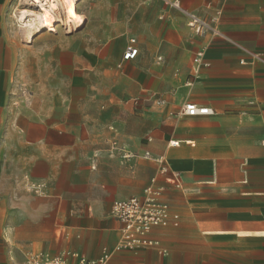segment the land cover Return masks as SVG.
I'll list each match as a JSON object with an SVG mask.
<instances>
[{
    "label": "crops",
    "instance_id": "0c3cea01",
    "mask_svg": "<svg viewBox=\"0 0 264 264\" xmlns=\"http://www.w3.org/2000/svg\"><path fill=\"white\" fill-rule=\"evenodd\" d=\"M178 1L181 11L154 0H95L105 21L86 48L66 53L91 69L74 83L81 123L66 125L53 113L65 103L66 79L51 86L47 70L33 88L35 107L13 106L16 0H0V264L36 253L97 260L105 252L108 264H264V0ZM183 12L216 19L241 48L194 34ZM130 40L137 56L125 61ZM199 50L208 66L187 85ZM98 52L119 63L108 82L87 84L82 76L99 67ZM188 103L212 114L187 116ZM162 160L180 187L167 184ZM153 181L178 224L154 228V247L115 251L122 226L112 203L140 196Z\"/></svg>",
    "mask_w": 264,
    "mask_h": 264
},
{
    "label": "rangeland",
    "instance_id": "374dc122",
    "mask_svg": "<svg viewBox=\"0 0 264 264\" xmlns=\"http://www.w3.org/2000/svg\"><path fill=\"white\" fill-rule=\"evenodd\" d=\"M154 1L160 3L158 0ZM31 3V0H16L14 6L10 9L12 28L14 29L17 47L21 51L18 52V74H15L12 79V85L16 91L14 94L18 98L17 103L13 106L18 109L35 107L34 104H31L34 92L33 88L39 85L43 70H47L48 72L45 75L49 76L48 80L51 86H56L60 80L66 79L65 103L57 106L58 109L53 111L54 118L65 119L66 125H79L81 122L75 112L79 99H75L74 96H77V92H80V89L74 87V83L78 80L79 74L83 75V73H86L85 71L89 73L91 69L88 64H84L87 66L86 70H80L78 67H81V65H73L66 53L72 52L77 47L86 48L89 45L88 36L99 28L100 25L98 23L105 21V17H101L102 14L97 15L94 12L95 0H77L75 9L86 20L85 25L81 29L75 30L74 24L69 25L61 9L60 20L54 24L55 31L41 29L37 33L28 34L29 32L26 31V28L22 24L23 20L20 21L16 16L23 10L35 13L36 9L33 6L31 7ZM27 18L26 21L31 19L30 16ZM114 44L115 41L110 42L109 49H112ZM96 45V47H101L102 42H97ZM64 49L67 52H63ZM98 61L99 67L89 77L82 76L83 82L85 81L87 84L91 81L108 82L110 74L108 71L112 70L119 63L118 58L113 57V52H98ZM101 65L105 69H101ZM75 66L76 68H74ZM84 93L85 88L82 86L81 95L84 96ZM45 107L50 106H36L38 111H41ZM104 108V104L98 107L99 110H104ZM86 112L89 113L90 109H86Z\"/></svg>",
    "mask_w": 264,
    "mask_h": 264
},
{
    "label": "built area",
    "instance_id": "2783aa9c",
    "mask_svg": "<svg viewBox=\"0 0 264 264\" xmlns=\"http://www.w3.org/2000/svg\"><path fill=\"white\" fill-rule=\"evenodd\" d=\"M165 7L181 11L178 0H158ZM187 18V27L196 35H210L213 38L221 40L225 43L241 48L237 43L233 42L225 36L217 26L216 19H203L190 12H183ZM135 41L130 40L125 47L123 60H134L137 56V49L134 47ZM246 53V52H245ZM205 53L201 50L195 52L192 63V74L187 80V85H190L198 76L200 69L207 67L208 64L204 61ZM248 57L252 61L261 60V58L248 52ZM241 63H244L243 60ZM139 99L132 100L134 105L138 104ZM183 113L187 116H205L212 114V110L208 107L197 106L193 103H188L183 108ZM109 145L116 148V141L108 142ZM172 145L177 146L174 143ZM148 152L144 153V157L148 158ZM123 159H129L132 154L123 152ZM162 160L160 173L165 176L167 184L174 187H180V176L177 172H171ZM165 188L163 186L152 185L147 186L142 194L138 197H131L126 200L114 201L111 205L110 215L121 224V243L115 247L118 251L121 247L129 250L147 249L157 245V243L149 238L151 231L156 227L176 226L179 221V215L175 213L171 206L164 200ZM111 255L108 252L97 260H88L77 255H57L51 256L42 253L29 254L26 257L24 264H108Z\"/></svg>",
    "mask_w": 264,
    "mask_h": 264
},
{
    "label": "bare ground",
    "instance_id": "6f19581e",
    "mask_svg": "<svg viewBox=\"0 0 264 264\" xmlns=\"http://www.w3.org/2000/svg\"><path fill=\"white\" fill-rule=\"evenodd\" d=\"M30 1V0H29ZM31 7L36 9V12L23 10L19 13L17 18L26 28L28 34H34L41 29H48L55 31L54 24L59 21L60 10H63L66 21L70 24H74L75 30H79L84 20L82 15H79L76 11L75 3L77 0H31ZM30 16L31 19L26 21V18ZM28 19V18H27ZM67 23V24H68ZM65 24V23H64ZM23 28V26H21ZM71 27V26H70ZM25 35V34H24ZM30 39V38H29ZM177 146V142H173Z\"/></svg>",
    "mask_w": 264,
    "mask_h": 264
}]
</instances>
